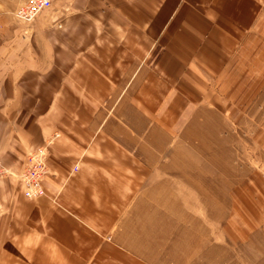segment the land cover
<instances>
[{"label":"crops","instance_id":"crops-1","mask_svg":"<svg viewBox=\"0 0 264 264\" xmlns=\"http://www.w3.org/2000/svg\"><path fill=\"white\" fill-rule=\"evenodd\" d=\"M263 103L264 0H52L30 23L4 5L0 264H169L170 123Z\"/></svg>","mask_w":264,"mask_h":264},{"label":"rangeland","instance_id":"rangeland-1","mask_svg":"<svg viewBox=\"0 0 264 264\" xmlns=\"http://www.w3.org/2000/svg\"><path fill=\"white\" fill-rule=\"evenodd\" d=\"M223 115L170 123L169 264H264V103Z\"/></svg>","mask_w":264,"mask_h":264},{"label":"built area","instance_id":"built-area-1","mask_svg":"<svg viewBox=\"0 0 264 264\" xmlns=\"http://www.w3.org/2000/svg\"><path fill=\"white\" fill-rule=\"evenodd\" d=\"M51 3L52 0H24L15 10L14 16L21 22L30 23L39 13L48 9ZM58 137L59 133H53L50 138L46 139L44 144L26 154L24 167L19 174L25 198L33 199L45 195L43 179L47 174L48 146ZM9 174V170L0 163V180Z\"/></svg>","mask_w":264,"mask_h":264}]
</instances>
